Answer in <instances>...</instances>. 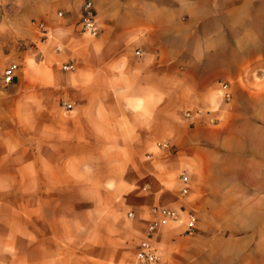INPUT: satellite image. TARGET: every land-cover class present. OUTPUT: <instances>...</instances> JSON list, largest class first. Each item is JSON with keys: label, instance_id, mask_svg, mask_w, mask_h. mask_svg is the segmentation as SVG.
Listing matches in <instances>:
<instances>
[{"label": "crops", "instance_id": "1", "mask_svg": "<svg viewBox=\"0 0 264 264\" xmlns=\"http://www.w3.org/2000/svg\"><path fill=\"white\" fill-rule=\"evenodd\" d=\"M84 1L0 0V73L18 66L0 86V207L32 200L43 216L33 231L48 232L25 264H141L154 206L197 216L193 236L178 222L161 226L157 264H264V159L216 158L199 145L213 131L200 108L213 104L220 75L243 68L230 57L264 54L249 50L238 5L91 0L93 37L80 31ZM218 56L230 66L210 67ZM121 93L145 98V111L132 112Z\"/></svg>", "mask_w": 264, "mask_h": 264}, {"label": "rangeland", "instance_id": "2", "mask_svg": "<svg viewBox=\"0 0 264 264\" xmlns=\"http://www.w3.org/2000/svg\"><path fill=\"white\" fill-rule=\"evenodd\" d=\"M241 1L233 2L238 5L234 8L236 13L233 18L242 17L247 23V45L251 47L249 50L262 52L264 6H260L261 0ZM241 5L244 6L240 7ZM230 58L232 67L243 68L231 77L220 75L213 88V104L209 108H200L201 112L210 114L204 124L213 131L209 133V140L202 139L199 145L211 149L216 158L224 157L231 161L264 159V54L237 55ZM228 59L229 57L218 56L210 67H229ZM10 63L15 62H9L7 66ZM11 85L4 87L0 84L3 89ZM226 92L229 93V98L225 96ZM220 131H223L226 137L224 144L217 141ZM172 150L171 152H174L175 148ZM12 195L14 194L10 193L9 196ZM32 203V200L10 198L3 201L0 207V243L3 242V248L7 243L16 249L15 254L10 255L0 248V254L3 251V257L0 255L2 264H25L26 261H31L33 255L41 252L40 248H34L33 241L39 237L48 239V232L33 231V223L41 224L43 216L36 218V215H33ZM188 211L194 212L187 208ZM45 217L48 218L47 213ZM22 239H25V242Z\"/></svg>", "mask_w": 264, "mask_h": 264}, {"label": "built area", "instance_id": "3", "mask_svg": "<svg viewBox=\"0 0 264 264\" xmlns=\"http://www.w3.org/2000/svg\"><path fill=\"white\" fill-rule=\"evenodd\" d=\"M60 14L61 13L59 12V15ZM79 25L80 31L84 34L94 37L99 33L97 13L91 0H85L81 6ZM37 27L42 34V39L49 38L50 32L46 25L38 23ZM58 49L60 50V47ZM61 67L64 70H71L74 68V64L67 62L63 63ZM16 69V63H10L5 67L0 75V84L2 86L5 87L13 83ZM225 96L229 98V93L226 92ZM63 106L66 108L71 107L70 104H63ZM157 146L170 148L167 143H158ZM182 192L186 193L187 189H183ZM151 212L154 215V218L147 222L144 235L137 245L136 256L141 264H157L156 235L158 230L164 224L178 222L184 225L185 234L194 235L196 232L197 216L194 212L188 211L186 214L182 215L180 212L165 206H154L152 207ZM128 215L133 216V212H129Z\"/></svg>", "mask_w": 264, "mask_h": 264}, {"label": "clouds", "instance_id": "4", "mask_svg": "<svg viewBox=\"0 0 264 264\" xmlns=\"http://www.w3.org/2000/svg\"><path fill=\"white\" fill-rule=\"evenodd\" d=\"M30 63H31V61H30ZM125 83H127L126 79H125ZM128 91H131V85H129L128 88L125 89V92H128ZM120 95L124 96V93H121ZM124 99L126 101L127 107L129 109H131L132 112L136 113V112H144L145 111V104H146L145 98H129L127 96H124ZM160 103H163V99H161ZM103 113H104V110H103V108H101L99 114L102 115ZM102 119H103V115H102ZM120 119H121V121H123V123L120 125V127L122 129L130 127L128 120H127V117L121 116ZM105 122H107V121H105ZM11 150L15 151V148H12ZM106 187L108 189H113L116 187V185L114 183H108L106 185ZM134 188H135V186H133L132 189H130V191L133 190ZM117 201H119V197H117ZM3 251L10 254V255H14L16 252V249H15V247L10 246V245H4ZM0 264H2V262H0Z\"/></svg>", "mask_w": 264, "mask_h": 264}, {"label": "snow or ice", "instance_id": "5", "mask_svg": "<svg viewBox=\"0 0 264 264\" xmlns=\"http://www.w3.org/2000/svg\"><path fill=\"white\" fill-rule=\"evenodd\" d=\"M169 187H171V186H169Z\"/></svg>", "mask_w": 264, "mask_h": 264}]
</instances>
